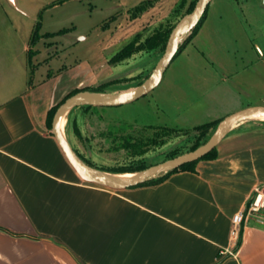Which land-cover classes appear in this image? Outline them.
Returning a JSON list of instances; mask_svg holds the SVG:
<instances>
[{
    "label": "crops",
    "instance_id": "1",
    "mask_svg": "<svg viewBox=\"0 0 264 264\" xmlns=\"http://www.w3.org/2000/svg\"><path fill=\"white\" fill-rule=\"evenodd\" d=\"M143 1L0 0V264H264V220L246 214L251 199L264 204V123L232 129L195 173L124 190L83 181L48 125L53 107L114 66L124 46H102V34L169 2L131 18Z\"/></svg>",
    "mask_w": 264,
    "mask_h": 264
},
{
    "label": "rangeland",
    "instance_id": "2",
    "mask_svg": "<svg viewBox=\"0 0 264 264\" xmlns=\"http://www.w3.org/2000/svg\"><path fill=\"white\" fill-rule=\"evenodd\" d=\"M166 1L169 2L156 3V9L139 27L130 24L128 18L111 27L102 34V46L122 48L137 33L145 41L161 25L175 27L195 0H186V5L177 11L181 0ZM200 31L146 96L119 107L85 110L77 106L73 119L81 137L74 136L72 125L67 133L66 122L67 140L108 171L104 173L115 175L111 171L117 168L142 161L157 165L185 155L195 143L191 129L246 108L264 107V0H212ZM188 34L182 36L178 46ZM163 55L136 53L119 65L107 66V76L99 68L95 84L106 77L131 79L119 85V90L105 94L121 97L126 92L121 91L124 86L146 81ZM100 57L104 61L103 55ZM251 123L264 121L249 118L233 129Z\"/></svg>",
    "mask_w": 264,
    "mask_h": 264
},
{
    "label": "water",
    "instance_id": "3",
    "mask_svg": "<svg viewBox=\"0 0 264 264\" xmlns=\"http://www.w3.org/2000/svg\"><path fill=\"white\" fill-rule=\"evenodd\" d=\"M212 0H198L193 11L183 17L173 29L167 43L164 55L154 68L151 76L139 87L131 89V93L125 97L106 99L102 95L89 92H80L69 97L60 105L52 121V133L56 137L59 145L63 149L68 161L80 175L83 181L96 184L112 190H124L136 187L145 181L157 177L161 173L175 170L181 166L200 160L221 143L226 135L233 129V124H238L248 119L254 113H264V107H251L224 118L213 137L203 146L191 151L185 155L172 160L162 162L157 165L137 172V177L128 181L116 180L117 175H109L100 170L89 167L74 151L72 145L67 140L65 133L61 131V120L65 113L69 112L79 105H92L100 107H119L133 103L153 91L161 82L165 71L171 65L178 49V44L182 38L184 29L189 25V32L201 19ZM186 32V33H187ZM180 39V40H179ZM88 171L89 174L83 173Z\"/></svg>",
    "mask_w": 264,
    "mask_h": 264
},
{
    "label": "trees",
    "instance_id": "4",
    "mask_svg": "<svg viewBox=\"0 0 264 264\" xmlns=\"http://www.w3.org/2000/svg\"><path fill=\"white\" fill-rule=\"evenodd\" d=\"M198 0H195L193 2H191V4L188 7V14L191 13L196 5ZM155 2L153 0H145L142 3H140L138 6L130 9L129 11V15L131 18L135 19L139 16H141L143 13L147 12L150 8H152L154 6ZM186 5V0H181L176 8V11L178 10V8H182ZM209 8V7H208ZM208 8L205 11V13L203 14V16L201 17V19L199 20V22L189 31V34L185 37V39L183 40V42L178 46L177 49V53L173 59L176 60V58L179 57V55H181V53L187 48L188 45H190L192 43V41L196 38V36L199 34L200 30L202 29L203 25L205 24L206 20H207V15H208ZM175 27H164L163 25H161L156 31L155 33L148 37L145 41H141V36L142 34L139 33L137 34L132 40H130L116 55H114L110 60H109V64L111 65H118L128 59H130L133 55H135L136 53L139 52H149V53H153V54H161L163 55L165 53L166 47H167V43L168 40L170 38V35L173 31ZM40 31V22L37 24V27L35 28V31L33 33V37H32V41L31 44L34 45L38 40H40L42 38V36L39 34ZM66 32V31H63ZM46 36H50V35H46ZM35 52L31 49L29 52V62L31 63L32 58L34 57ZM172 61V62H173ZM32 66V64H31ZM149 76V75H148ZM147 76V78H148ZM131 79H117V80H112L106 83H101L99 85L96 86H90V87H85L82 89H78L73 91L72 93H70L65 99H68L71 96H74L75 94H78L80 92H89V93H93V94H109L111 92L117 91L120 89L121 84L128 82ZM145 81H140L138 82L136 85L134 86H129V87H123L121 89V91H128L134 88H137L139 86H141ZM64 101L61 103L63 104ZM57 105L55 107H53L49 113V118H48V125L50 127V129H52V121L54 118V115L56 113V111L58 110V108L60 107V105ZM76 108L78 107H74L69 114L67 115V133L69 131V126L72 125V132L74 134V136L76 137H81V131L80 128L78 126V123L76 121V119H73V114L76 110ZM81 108H85V110H91L93 108H105V107H100V106H92V105H81ZM223 119H220L218 121H213L211 123L208 124H204L198 127H195L193 129H191V133L195 138V143L192 145L191 149L189 150V152L194 151L196 149H198L199 147L205 145L215 134V132L217 131L221 121ZM181 131V130H180ZM70 144L72 145L74 151L76 152V154L91 168L93 169H97L100 170L102 172H108L106 169L98 167L92 160L86 158L70 141ZM131 144V143H130ZM177 156H173L170 159L176 158ZM218 157V151L217 148L213 149L211 152H209L207 155H205L203 158H201L198 161L192 162V163H188L185 164L183 166H181L178 169L175 170H170L164 173H161L160 175H158L155 178H152L148 181L143 182L142 184L136 186V187H140V186H146V185H151V184H159L162 183L163 181H165L167 178H169L172 174L177 173V172H182V171H189V172H197L196 171V165L198 162L202 161V160H215ZM152 165H146V163L144 161L140 162L137 165H130L127 167H121V168H117L111 171V173L115 174V175H119V174H126V173H137L140 171H143L149 167H151ZM253 199H251L248 202L247 208L250 207V205L252 204ZM241 243V236L239 239V242L237 244V247L240 246Z\"/></svg>",
    "mask_w": 264,
    "mask_h": 264
},
{
    "label": "built area",
    "instance_id": "5",
    "mask_svg": "<svg viewBox=\"0 0 264 264\" xmlns=\"http://www.w3.org/2000/svg\"><path fill=\"white\" fill-rule=\"evenodd\" d=\"M260 196L253 200L252 204L250 207L247 209L246 213L248 212L247 215L250 214H257L260 217V220H264V215L261 214L262 209L264 208V204L261 202H258V199ZM246 219V214L244 212L238 213L233 217L232 220V227H231V240L233 242H239L240 236H241V231H242V226L243 222Z\"/></svg>",
    "mask_w": 264,
    "mask_h": 264
},
{
    "label": "bare ground",
    "instance_id": "6",
    "mask_svg": "<svg viewBox=\"0 0 264 264\" xmlns=\"http://www.w3.org/2000/svg\"><path fill=\"white\" fill-rule=\"evenodd\" d=\"M188 29H189V25H187V27L184 29V31H183V33H182V35H184L187 31H188ZM180 40V39H179ZM132 91H129V92H123V93H121L122 94V96L121 97H125V96H127L128 94H130ZM102 97L103 98H106V99H114V98H121V97H116V96H105V95H102ZM250 119H261V120H264V113H254V114H252L250 117H249ZM248 118V119H249ZM66 122H67V113H65L64 114V116H63V118H62V120H61V131L63 132V133H65V130H64V128H65V125H66ZM236 125L237 124H233V128L234 127H236ZM83 173H85V174H89V172L88 171H83ZM137 173H126V174H121V175H118V176H116L115 178H116V180H119V181H121V182H123V181H128V180H130V179H133V178H135V177H137ZM258 202L259 203H261L262 202V197H260L259 199H258Z\"/></svg>",
    "mask_w": 264,
    "mask_h": 264
}]
</instances>
